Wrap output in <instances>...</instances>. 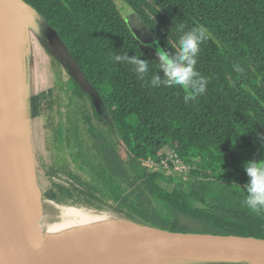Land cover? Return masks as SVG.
Returning <instances> with one entry per match:
<instances>
[{
	"label": "trees",
	"instance_id": "obj_1",
	"mask_svg": "<svg viewBox=\"0 0 264 264\" xmlns=\"http://www.w3.org/2000/svg\"><path fill=\"white\" fill-rule=\"evenodd\" d=\"M21 1L57 34L108 114L107 132L88 127L93 148L82 161L90 176L71 171L77 183L152 227L264 239V214L242 204L244 165L264 161V0H123L168 52L178 51L184 31L208 28L196 65L206 92L187 102L186 90L148 83L158 72L156 52L131 33L114 0ZM124 53L148 63L144 80L131 65L114 62ZM62 91L56 90L61 118ZM169 151L187 165V175L145 166ZM56 159L58 169H69L64 154Z\"/></svg>",
	"mask_w": 264,
	"mask_h": 264
},
{
	"label": "water",
	"instance_id": "obj_2",
	"mask_svg": "<svg viewBox=\"0 0 264 264\" xmlns=\"http://www.w3.org/2000/svg\"><path fill=\"white\" fill-rule=\"evenodd\" d=\"M24 10H30V13L32 12L31 16L38 17L40 19L38 23L44 24L48 29L47 31L54 34V39L52 40L47 35V31L41 32L36 28L35 34L45 49V55L59 62L66 70V73L77 84L78 88L82 92L90 95V104L92 103L95 108L99 109L103 107V101L96 89L88 82L80 66L74 60L66 46L46 24L43 18L21 0H0V93L2 103L0 107V264H56L45 249V242L39 228V220L35 221L29 208V201L33 206H41L42 199L31 168L33 143L29 103L27 109L30 135L29 145L26 143L20 129V113L17 103L19 87L14 67L17 66V51L19 49L20 52V44H22L21 28L22 23L23 26L25 25L23 18ZM126 22L129 30L136 39L148 50L156 52V40L138 15L131 13L126 19ZM14 25H18L19 27V34L16 39H14L13 35ZM26 29L27 25H25L24 31ZM51 58L48 60H51ZM35 72L32 80L33 86L38 89L41 88V91L33 97L34 107L33 110L31 109L32 117L36 120L34 125L36 126L35 136L37 147L40 149V146L46 145L47 150L54 155L46 142L48 140L46 133L52 118L51 116L53 114L59 116L54 77L50 69L52 82L43 88V85H47L48 82L46 81L48 80L43 77L39 78L38 70L35 69ZM42 95L46 96L42 99V102L41 99L37 101L38 97ZM27 101H32V99ZM37 103L41 105L38 112L36 110ZM60 118L59 116L57 123L60 122ZM53 159V167L49 172L52 178L54 175H59L56 174L59 169L56 165L55 156H53ZM60 170L64 171L65 169ZM151 170L166 172L161 169L151 168ZM70 173L67 172V176L69 177L68 182L76 190L70 191L67 189L66 191L63 186L59 187V185L63 184L57 183L59 184L57 185L55 183L52 189L47 192L46 197L48 199L55 200L58 205V202L62 203L65 200L63 197L73 199L80 197L83 201L85 198H82L81 195H85L87 198H90L87 199L90 205L96 202L102 207L104 205L111 207L86 191L82 185L70 176ZM65 185L68 188L66 182ZM57 188L59 189L58 192L56 190ZM51 194H55V196L53 197ZM111 208L117 214H122L123 219L126 221L140 227H145L149 232L142 237L127 241L97 255L91 264H105L131 253L144 250L161 253L234 258V260H221L207 264H254L250 263L248 261L249 259L264 261V239L236 235L163 230L130 218L113 207Z\"/></svg>",
	"mask_w": 264,
	"mask_h": 264
},
{
	"label": "rangeland",
	"instance_id": "obj_3",
	"mask_svg": "<svg viewBox=\"0 0 264 264\" xmlns=\"http://www.w3.org/2000/svg\"><path fill=\"white\" fill-rule=\"evenodd\" d=\"M116 3L117 8L119 11L123 13L122 16L127 19L130 16V10L129 7L124 3L123 0H114ZM129 12V14H128ZM32 13V12H31ZM30 10H24L23 11V18L25 25H27V29L24 31L25 25L21 28V42H22V50L24 53V62L26 65V72H27V100L29 101V111H30V120H31V136H32V143H33V150H32V156H31V168L33 176L36 180L37 188L39 190V194L41 199L47 198V192L52 189L53 184H63L59 185L63 186L66 191L67 189L76 190L73 188V186L68 182V174L67 172H73L75 175H78L79 178L82 180H85L89 178V169L87 166L84 165L82 158L88 157V151H85L89 147L92 149L93 140L89 139V129L87 128L84 121L87 123V118L91 121L89 125L91 127H95L97 132L99 130H107L109 129V123H108V114L106 112V108L103 104V107H100L99 109L95 108V106L91 102L90 95H88L85 92H82L77 84L72 80L70 75L66 73V70L59 64V62L56 59L51 58V60H48V58L45 55V49L43 45L40 43L37 35L35 34L36 28L38 31L45 32L48 29L44 26V24H39L38 20L40 22V19L38 17L31 16ZM126 16V17H125ZM48 32V31H47ZM47 35L52 40L54 39V34L52 32H48ZM50 61V62H49ZM50 63V65H49ZM54 77V84L56 86V90H60V87L63 89L62 91V103L61 100L59 103L64 106V110L60 109V111L63 113H67L73 104V108L70 110L68 114L62 115V118L59 120V116H56L53 114L51 116V120L49 123V128L47 129L46 138L48 137L47 146L50 147L52 152H55L56 154L52 155L49 150H47L46 145H42L37 147V141L35 136V130L36 126L35 118L32 117L31 109L33 110V97L37 95L38 92L41 91V88H36L33 86V77L35 76V69L38 70V77L46 78L47 85H43V88L47 87L50 82H52V76L50 73V69ZM58 87V88H57ZM35 88V89H34ZM76 89L77 94H73V90ZM75 95V96H74ZM76 96L79 98V104L84 105V108H82V111H79V105L77 104L75 106V99ZM71 105V106H68ZM102 108V109H101ZM79 112V113H78ZM78 113V114H77ZM73 115H77V117L80 119L79 121H76L73 117ZM81 115V118L80 116ZM69 116V119L67 118ZM29 121V120H28ZM96 132V133H97ZM100 135V133H98ZM103 136V134H102ZM92 143V144H91ZM121 149V148H120ZM65 155L66 158L70 159L71 163L69 162V169L70 171H62L59 169L56 174L52 178V175L49 174V172L52 170L53 167V156L60 157L62 155ZM58 155V156H57ZM126 158V157H125ZM56 159V165L58 166ZM59 163H64V161L61 159ZM61 165V164H60ZM73 167V168H72ZM66 171V172H65ZM65 177V178H64ZM60 179V180H59ZM65 182L68 184V188L65 185ZM83 189V188H82ZM84 190V189H83ZM65 192V191H64ZM82 198H85L83 201L80 197H77L76 199L73 198H66L63 197L65 200L61 202H58L59 206L67 207L71 206L74 207L76 210L85 209L86 211L90 212L88 209L92 208L98 211H105V212H111L113 215H118L121 217L120 213H116L111 207L109 206H101L100 204L93 202V205L89 204L87 202V198L85 195H81ZM80 199V200H79ZM95 205V206H94ZM29 208L31 211V214L35 221H38L41 219L43 211L41 206H33L32 203L29 201ZM123 218V217H122Z\"/></svg>",
	"mask_w": 264,
	"mask_h": 264
},
{
	"label": "bare ground",
	"instance_id": "obj_4",
	"mask_svg": "<svg viewBox=\"0 0 264 264\" xmlns=\"http://www.w3.org/2000/svg\"><path fill=\"white\" fill-rule=\"evenodd\" d=\"M18 28V25L13 26L14 39L18 38ZM20 48L22 49V44ZM21 49L20 52L19 49L17 51V66L14 70L19 87L17 103L20 129L29 145L27 72L24 53ZM1 105L0 93V107ZM41 208L43 214L39 220V228L45 242V249L56 264H91L97 255L149 232L145 227L126 221L122 215L119 217L111 212H97L90 208L88 209L90 212L85 209L76 210L70 206H59L55 200L48 198L41 200ZM231 259L234 260L233 257H209L144 250L105 264H207ZM248 261L264 264V261L258 259Z\"/></svg>",
	"mask_w": 264,
	"mask_h": 264
},
{
	"label": "clouds",
	"instance_id": "obj_5",
	"mask_svg": "<svg viewBox=\"0 0 264 264\" xmlns=\"http://www.w3.org/2000/svg\"><path fill=\"white\" fill-rule=\"evenodd\" d=\"M209 36V30L204 25L184 31L179 38L176 52L165 51L158 47L159 41H155L158 72L151 74L148 83L155 88L166 86L186 90L189 93L184 97L186 102L195 96L203 95L206 92L207 79L196 70V65L201 45ZM113 60L131 65L141 80L150 73L148 63L138 55L129 57L127 53L116 54ZM260 139L264 140V137ZM244 171L248 181L243 186L245 196L242 204L252 213L264 214V161H248L244 165Z\"/></svg>",
	"mask_w": 264,
	"mask_h": 264
},
{
	"label": "built area",
	"instance_id": "obj_6",
	"mask_svg": "<svg viewBox=\"0 0 264 264\" xmlns=\"http://www.w3.org/2000/svg\"><path fill=\"white\" fill-rule=\"evenodd\" d=\"M145 166H149L150 169H161L166 172L174 174L187 175L188 167L185 165L178 154L175 151H169L164 157H160L157 161L148 160L145 161Z\"/></svg>",
	"mask_w": 264,
	"mask_h": 264
},
{
	"label": "flooded vegetation",
	"instance_id": "obj_7",
	"mask_svg": "<svg viewBox=\"0 0 264 264\" xmlns=\"http://www.w3.org/2000/svg\"><path fill=\"white\" fill-rule=\"evenodd\" d=\"M61 103H62V100H61ZM77 104L79 105L78 110H79V111H82L81 105H80L79 103H77V101H75V106H76ZM68 106H71V105H68ZM60 107L64 110V106H63V105L60 104ZM72 108H73V104H72V106H71V109H72ZM83 108H84V105H83ZM62 109H61V110H62ZM71 109H70V110H71ZM70 110H69L67 113H64V111H63V113H64V114H68V113L70 112ZM78 113H79V112H78ZM78 113H77V114H78ZM81 113L83 114V111H82ZM64 114H63V116H64ZM83 115L85 116V114H83ZM79 116H80V118H81V115H79ZM73 117H74V119H75L76 121H79V120H80V119L77 117V115H73ZM85 117H86V116H85ZM67 118L69 119V116H67ZM86 118H87V123H86V121H84V122H85L87 128H88V127L90 128L89 123H90L91 121L88 119V117H86ZM93 128H94V131H95V132L98 131V130L95 129L94 126H93ZM99 131H102V130H99Z\"/></svg>",
	"mask_w": 264,
	"mask_h": 264
}]
</instances>
